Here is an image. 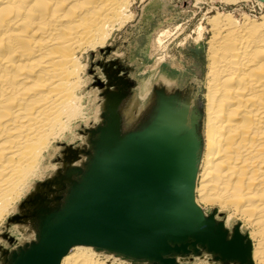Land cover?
Segmentation results:
<instances>
[{
    "label": "bare ground",
    "instance_id": "6f19581e",
    "mask_svg": "<svg viewBox=\"0 0 264 264\" xmlns=\"http://www.w3.org/2000/svg\"><path fill=\"white\" fill-rule=\"evenodd\" d=\"M146 1L0 0V226L47 176L54 145L87 118L84 54L104 47L133 20V5ZM207 23L205 139L194 200L227 215L224 228L241 222L247 254L227 264H264V15L240 21L218 13ZM72 249L60 264H127L91 247Z\"/></svg>",
    "mask_w": 264,
    "mask_h": 264
},
{
    "label": "water",
    "instance_id": "95a60500",
    "mask_svg": "<svg viewBox=\"0 0 264 264\" xmlns=\"http://www.w3.org/2000/svg\"><path fill=\"white\" fill-rule=\"evenodd\" d=\"M113 65L99 84L101 119L87 130V147L69 148L63 169L26 201L32 239L2 264H60L76 246L131 264H181L202 253L243 262L237 228L229 233L194 200L199 111L181 92L155 88L145 117L125 129L120 107L132 84Z\"/></svg>",
    "mask_w": 264,
    "mask_h": 264
},
{
    "label": "rangeland",
    "instance_id": "374dc122",
    "mask_svg": "<svg viewBox=\"0 0 264 264\" xmlns=\"http://www.w3.org/2000/svg\"><path fill=\"white\" fill-rule=\"evenodd\" d=\"M132 10L134 18L129 22L130 24L114 31L104 47L84 54L82 61L87 64L84 74L87 82L82 89V94L87 118L76 125L72 135L67 134L64 143L54 145L58 151H53L52 156L45 162L44 165L48 167L45 172L47 176L35 181L37 190L40 183L54 177L67 164L70 157L69 148L87 147L86 132L94 128L101 119L100 93L102 90L99 84L107 82L104 70L111 66V62L115 63L113 69H118L119 75L132 84L128 89V97L120 107L125 129L132 128L145 117L153 103L155 88H163L168 92L179 91L188 100L190 109L197 108L200 113L198 131L201 152L196 188L199 186L205 139L209 48L207 41L211 38L208 32L210 26L207 22L218 13L231 14L240 21L247 15L259 18L264 15V2L260 0H147L142 4L137 2ZM200 27H204L205 33L202 40L198 42ZM163 32L167 36L165 34L162 36ZM79 163L76 162L75 165ZM36 188L23 196V204L16 208L17 211L13 212L0 226V264L5 252L32 239V226L28 220L24 221L26 220L25 211L29 209L26 201L36 192ZM195 196L197 197L196 192ZM202 207L205 215L213 214L217 221L226 223L227 215L220 214L218 207L204 204ZM18 215L23 217L18 221L14 220V217ZM234 225L225 229L231 233L235 227L238 230L242 227L239 221ZM245 233L244 235L248 236V232L245 231ZM245 242L248 243V240L246 239ZM76 253L74 248L69 254ZM202 258L208 259L209 262H220L202 253L201 256L192 257L181 264H200L203 262Z\"/></svg>",
    "mask_w": 264,
    "mask_h": 264
}]
</instances>
